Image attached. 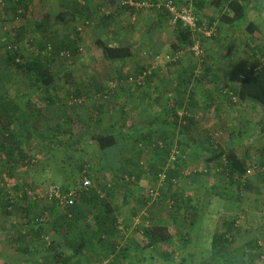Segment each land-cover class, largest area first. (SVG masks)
Instances as JSON below:
<instances>
[{
    "label": "trees",
    "instance_id": "trees-1",
    "mask_svg": "<svg viewBox=\"0 0 264 264\" xmlns=\"http://www.w3.org/2000/svg\"><path fill=\"white\" fill-rule=\"evenodd\" d=\"M99 1L97 3L94 0H64L62 5H68V9L73 11L71 17L75 20L80 18V16L81 18H86L87 22L92 24L93 32H98L93 39L90 49L96 48L100 52L101 60L104 63L125 62L135 57L136 48L133 45L121 39L113 41L112 35H108L107 32V27L110 25L108 21L112 19V16L105 15L104 10L108 8V4L114 5L118 0H106L103 5ZM138 1L156 3V0ZM173 1L189 6L192 9L194 16L197 18L199 28H202V23H205L207 28L215 26V31L211 37H201L202 50L204 41L212 42L216 37L219 30L217 20L223 24L237 26L238 23L246 19V9L248 7L244 2H250V0H213V6L221 8L214 15H209L199 11V8L205 4L203 0ZM258 1V5L255 6L256 10L264 13V0ZM33 2V0L1 1V6L5 12H11L13 18L35 19L36 21L33 29L27 30L25 27H19L15 35L9 36L6 39L3 45V62L8 68V72H21L25 75L24 77L27 78L30 86L37 92H42L48 103L54 104L56 101L66 103V101L71 102L72 100L75 106L82 105V109L80 110L82 114L80 116L77 113L79 112L77 109H80V106L74 107V115H65L62 118L63 121L57 124L53 135L48 137L38 131L37 124L28 119L19 103L15 102L8 94H5L6 92L0 91V154L4 155V161L1 157L0 160H2L4 165L7 164L8 172L6 173L5 170L3 174L5 173L10 178L16 177V165H20L23 168L32 165L36 171L40 167L42 171L48 168L56 169L55 171L62 178L61 185L58 186L54 183H47L46 185L38 183L37 185H43L44 189L48 186H56L64 193L72 191L74 203L71 206H65L61 205L56 199L35 201L25 194L24 189L31 186L29 178H27L28 180H15L13 192L15 195L21 193V196L17 197L19 205H15L13 208L21 212L23 217L20 219V227H15L9 231L3 230L6 240L1 243L2 246H6L8 243L19 245L16 251L12 252V254L21 255L14 256L16 257L14 260L17 264H102L108 258H111L113 264H120L117 262L119 258L121 264H126L123 260H128L126 252L129 250V246L120 243L126 235L117 229L119 224L118 213L121 208L130 206L132 220L143 216L144 222H148L145 227L142 226L137 231L140 233L139 236L147 241L146 245L143 244L145 245L142 247L143 250L145 251L150 247L161 249L163 245L167 244L171 236L167 223H164L165 221L160 219L157 209L159 207L163 209L165 206L167 208L168 206L173 216L177 215V219L182 218L179 215L180 209L184 205H188L191 200L189 196L185 197V193L182 194L180 190L175 193H168L166 189H174L175 187L176 189H183L184 187L179 178L183 175L185 162L189 157L194 158L196 162L199 160V158L194 156L196 155L194 154L195 148L191 147L192 143H189L190 135L186 138L184 144H181V141L176 140L175 137L178 133L182 135L187 134L188 125L196 122L195 115L190 111V106L192 108L194 104L191 102L192 95L188 98L189 101H186L187 105L183 107L182 114H178L177 112L178 109L182 108L180 106H182L184 101L172 102L173 107L170 114H168L169 111L166 109L163 112L165 115L159 117V128H156L155 131L146 132L144 136V140H146L144 145L146 147L143 150H146L147 155L150 156V161L146 162L149 168L147 172L141 167L142 162H140L142 158L141 152L144 151H138L139 149L133 151L134 148L131 145H126L124 139L116 137L115 131H111L105 135L94 133L88 137L87 134L89 133H87V129L90 128L89 131L93 130L94 120L97 123L99 122L98 117H93L95 113L92 110L100 113L102 104L108 106L112 100L111 96L115 92L114 90L118 88L125 90L140 88L156 75L164 76L165 74L161 70V66L163 65L155 67L153 63L150 66L148 62H145L136 67L138 70H133L132 73H126L123 68H120V73L118 72V75L115 73L116 77L110 82L119 86L114 89L111 87H107V89L101 88L102 86L100 87L97 83L93 87L87 86L86 83L89 81L91 83L89 85H93L95 75H92L90 80L86 78V80L83 79L82 82L78 83L73 76V71L70 70L62 75L67 86V90L64 93L58 90V88H61L62 82L60 77L57 79V74L53 72L51 65L57 59L71 62L73 58H80L83 51L80 48L78 33L62 36L61 38L63 39L55 43L51 39L47 41L45 36L47 34L46 31L50 28V23L47 21V16L45 19H42L40 16H31L29 8ZM62 5L60 6L61 8L63 7ZM248 5L250 4L248 3ZM122 7L131 12H136L130 7ZM148 11L153 13L159 11L158 13L166 15L169 22L171 21V24L175 25L176 28L173 31L175 39L172 47L169 45L170 52L168 56L170 60L166 61L164 65H176L187 52L194 57L190 49L199 33H194L193 30L184 28L180 22H173L170 14L165 9L157 10L154 7H149ZM154 26L150 25L149 30H153ZM246 30L252 38L260 39L261 33L254 24L249 23ZM30 34L33 36L31 37ZM35 34H41L43 39L41 40L37 36H34ZM104 36L106 38L103 39ZM24 41L33 46L35 52L27 56L25 54L26 47ZM211 42L210 45L212 44ZM164 47L165 45H162L161 48H158L159 51L157 50L154 58L159 56L160 51ZM178 53L180 54L178 55ZM88 59L87 64H91L89 61L93 63L91 55L88 56ZM251 59L249 65L239 63L238 73L234 75L235 77L226 81L220 75L215 74L212 66L208 65L207 58L203 60L202 57H199L198 65L196 63L191 64L192 68L188 76V85L192 81L198 85L205 78L207 82H211L213 87L219 90L222 98L228 101L235 98V101H232L230 104L233 107L253 102L264 108V54H261L257 59ZM95 64L93 63L92 66H95ZM255 68L257 70L252 71ZM130 79H133V81L131 82ZM91 89L94 91H91ZM57 91L58 93L55 94ZM81 96L85 99L83 101L77 100ZM208 99L209 101L205 102L208 105L207 108L210 107L211 102L214 106L218 105L217 100L209 94ZM89 100L92 101V105L89 108L92 115L85 117L83 107H86L87 103L83 104L82 102ZM69 104L71 105V103ZM166 114H168V117H165ZM180 120L184 124L181 128L178 127ZM78 129L79 132L75 134ZM256 133L264 134V121L256 129ZM67 135L66 140H61L63 136ZM209 135L207 134L206 136L208 140L211 139L208 138ZM31 136L36 140L35 142L39 143V155L44 158L41 161L39 160V162L32 161L33 158H31V154L27 150L24 148V151L21 150L22 147H25V138H31ZM130 139L131 136L128 137V140ZM82 142H88L89 146L90 144H94L93 147L99 152L97 159L103 158L105 160V158L110 156L108 162L105 160L107 163L106 171H110L109 173L106 172L108 179L105 177L102 183L96 180V172L91 166L81 157L78 158L76 156L77 153H84V149L79 147ZM212 142V150L208 154L203 155V162L209 165V168L214 166L220 169L216 170L214 178H217L219 181H222V178H224L227 183L233 186L236 185L239 189L243 187L246 189L251 188L252 180L250 179V175H248V171L251 169L252 173H254V165L232 145L222 147L218 142ZM135 144L138 146L139 143ZM174 145L179 151L181 158L170 161V152ZM62 151L65 152L63 153ZM122 153H128L132 159H128V162H125L124 166H122L123 168L117 169V163L112 160V157L114 154L126 156ZM100 162L102 163V161ZM256 164H258L261 170L264 169L262 167L264 166V160H261V162L257 160ZM178 168L183 169L181 171L182 174H180V169ZM117 170L122 173L120 175L121 179H119L120 182L113 184L108 180L112 179L111 174L117 176ZM259 172L258 177L261 179L260 181H264V170H262V173L261 171ZM162 173L165 174L163 180L159 177ZM198 175L200 174L195 173L193 176L186 177L185 179L197 180ZM142 176L147 178L149 183L147 191L140 188L138 184ZM127 177L132 178V180H129ZM84 178H88L91 181L92 185L89 188L84 187ZM135 189H141L144 193H136ZM150 190H153L155 194L151 195ZM237 192L239 195L237 198L240 200L241 194L239 191ZM129 193L133 195L132 200L129 198ZM118 196L121 199L117 202ZM5 201L8 200L6 199ZM10 206L11 202H6L4 213L7 215L12 214L14 210L8 211ZM184 210L186 211V209ZM193 211L194 216H190L191 222L195 221V217L198 216L199 212ZM263 214L264 211L261 215L264 221ZM184 216L185 218H182V222L185 223L188 217L186 212ZM242 233L244 231H242L239 225L238 217L223 219L220 228L212 236L210 259L217 258L218 263L220 260L223 262L222 264H237L242 259H245L243 264H264V231L260 238L254 237L239 246H235L232 252H227L229 246L237 238L240 239L244 236ZM189 238L191 236L188 233L183 235L185 243H189ZM86 251L87 257L85 261L80 262L81 257L79 255L84 257ZM22 255L25 260L22 258ZM145 260V258L138 255L136 259L130 260V262L128 260L127 264H144ZM205 264H211V261Z\"/></svg>",
    "mask_w": 264,
    "mask_h": 264
},
{
    "label": "rangeland",
    "instance_id": "rangeland-1",
    "mask_svg": "<svg viewBox=\"0 0 264 264\" xmlns=\"http://www.w3.org/2000/svg\"><path fill=\"white\" fill-rule=\"evenodd\" d=\"M1 1L0 0V91L1 92H6L5 94H8L10 97L14 99L15 102L19 103L21 107L24 109L28 119L37 124L39 128V132L42 135L51 137L53 135V132L55 128L57 127V124L61 123L63 121V117L65 115H74V107L80 106V109H77V111L80 112L82 109V105H74L71 102L66 101V103H60V102H55L54 104H50L47 102L45 95L42 92H37L33 87L30 86L29 81L27 78H25L21 72H8V68L6 67L5 63L3 62V45L6 39L9 36L15 35L17 33L19 27H25L27 30L33 29L35 26V19H22V18H13L12 13L8 12L6 13L4 8L1 6ZM5 1V0H3ZM34 2L30 5L29 8V13H31V16L36 17L40 16L42 19L47 16V21L50 23V28L46 31V40L51 39L52 42H58L62 36L66 35H72V34H77V36L80 39V48L82 49L83 52L80 58H73L71 62L67 60L60 61V59H57L55 62L52 63L51 68L55 74H57V79L60 77V80L62 82L61 88H58V90L62 91L65 93L67 90L66 82L64 81L62 75L65 72H68L70 70L73 71V76L75 79H84L90 80L91 76L97 74H102L105 71L102 69V61L100 52L94 48L90 49L93 39L97 33L93 32L94 29L92 27V24H89L87 22V19L84 17L74 19L72 16L73 11L68 9V5L63 6L62 3L64 0H33ZM68 1V0H66ZM70 4V3H69ZM63 6L62 8L60 6ZM72 5V4H70ZM108 8L104 10L105 15H110L112 16V19H110L109 26H112L114 24H119L124 23L126 27L131 29L133 26L135 27H141L142 28V34L144 35L142 37L141 35V44H142V49H138L139 51L137 52L138 54L145 55L148 59H152L146 61L148 64L151 66L153 63V66L159 67V65H163L168 61L167 56L169 54L168 51H160L159 56L162 59V63L156 62L154 55L157 53V50L154 51L155 45L153 47H150L151 44L155 43L156 40H160V42H163L164 40H169L171 35L173 36L172 31L176 30V28L171 27V21L170 23L166 21L167 16L158 13V12H151L148 11L147 9H143L139 12H131L129 10L123 9V7L115 2L114 5L108 4ZM116 5L122 8V11L119 12L116 10ZM182 5V4H179ZM256 6V5H255ZM249 11L248 14L250 13L253 14V10L256 11V7L250 8L249 5H247ZM124 11L126 13H124ZM259 12V11H257ZM260 15H262L261 12H259ZM61 14V15H59ZM29 15V14H28ZM117 15V16H115ZM158 16L163 17V21H165V24H167L168 28L163 30H157L155 29L156 26H154L153 30H149L150 25H155V19ZM261 21L264 19L260 17ZM40 20V19H39ZM246 20V19H245ZM264 22V21H263ZM262 22V23H263ZM157 25V23H156ZM160 26V25H159ZM170 26V28H169ZM114 27V26H113ZM163 28V27H161ZM169 31H171L169 33ZM146 32L148 33L146 35ZM239 32L241 34H244L242 37L240 44H238L237 40L233 38L231 41H225L223 42L222 49L219 51L216 50V47H214L213 52L215 53V57L218 58L220 56V59L223 60L225 57V60L230 61L233 63L236 73H238L239 68L238 65L239 63L244 62L245 65H249L251 62V58L257 59L260 57L261 54H264V45L263 44H255V41L253 40L248 32L245 31L241 32V29H239ZM31 37L33 36L30 34ZM34 36H37L41 40L43 39V36L35 34ZM41 36V37H40ZM106 38V37H103ZM130 41L135 44V47H137V43H139L136 40L133 42V36L130 37ZM65 39V38H64ZM208 41H204L203 44V50H202V58L205 60L208 55V51L211 50ZM26 50L25 54L28 56L30 53L35 52L33 49V46L29 45L24 41ZM133 44V45H134ZM255 44V45H254ZM166 46V45H165ZM169 48V47H168ZM253 52H252V51ZM144 51V52H143ZM159 51V50H158ZM91 55L95 61V66H92L93 63L92 61L91 64H87L86 60L88 59V56ZM207 55V56H206ZM183 58L191 59L190 62L196 63L198 65L199 63V58H195L191 56L188 52L187 54H184ZM89 60V59H88ZM208 60V58H207ZM209 62V60H208ZM225 62V61H224ZM126 65L123 66L124 71L126 73H132L133 71V59H128L126 62ZM156 64V65H155ZM136 66V64H135ZM234 71V70H233ZM8 72V73H7ZM234 74V75H235ZM231 75V74H230ZM232 75V77H235ZM111 75H109L110 77ZM81 81V80H79ZM112 82V81H110ZM108 82L107 85L104 87V89H107V87L111 88H116L119 86H116L112 83ZM79 83V82H78ZM204 83V86L207 87L208 85L213 86L211 82H207L206 79H203L202 84ZM119 89V88H118ZM215 89V88H214ZM59 91V93H60ZM214 96L215 100H217V103L220 104V106H230L232 103V99L229 101L222 98V94H218L217 92H214L213 90L210 91ZM58 91L55 93L57 94ZM83 96L80 97V101H83ZM55 100V99H54ZM209 101V100H208ZM77 102V101H75ZM230 102V103H229ZM71 103V105L69 104ZM89 104L87 101L82 102ZM249 103V102H247ZM86 104V105H87ZM104 105V104H102ZM89 106V105H88ZM87 106V107H88ZM143 106H145L143 104ZM103 107V106H101ZM237 107H234V109ZM83 109L85 110L86 107L84 106ZM183 112H181L182 114ZM108 114V115H107ZM143 116V115H142ZM93 117H98L99 122L97 123L94 119L95 124L93 125L91 131L90 128L87 129V136L89 137L90 135L96 133V134H106V130L103 128L101 129L100 127L102 126H107L111 124L112 122L115 121V119L119 117H123V121L130 122L131 117L126 116L125 118L124 115L118 114V113H109L107 110H103V108L100 110V113L94 114ZM240 119L244 118L242 115H239ZM209 121V120H208ZM244 122V121H243ZM87 123V122H86ZM241 123V122H240ZM238 122V117L237 116H232L231 118V131L232 133L239 134L236 138L239 140L238 142H243L244 141V136L245 132L249 130L251 126L254 124L247 123L246 121L242 123V125ZM182 120L179 122L178 127H182ZM157 128V127H155ZM159 128V127H158ZM179 128V130H180ZM78 131L75 132L77 134ZM178 133V132H177ZM224 133V132H223ZM207 134H210L208 138H211L210 140H205L207 144L212 147L213 142L212 141H223L225 139V136L227 134L222 135V133L219 132V130H211L207 131L205 133L204 138L207 136ZM178 138L184 140L181 144H184L186 142V134H177ZM67 136H63L61 140H66ZM255 139H257V143H254L250 146L248 144H240L238 145V148L244 150L247 154L245 157H247L248 161L254 165V173L250 174V179L252 180L251 188L246 189L245 187L243 188H238L236 185H232L226 182L224 178H222V181L217 180V178H214V173H216V170H220L219 168H215L214 166L209 168V165H206L205 162H202L201 160L195 161L194 158L189 157L187 161L185 162L184 166V171L183 175H181L180 182L182 186L184 187L183 189H166L168 190V193H175L180 190L182 194L186 193V196H189L191 200L189 201L188 205H184L183 208L181 207L180 209V216L182 218H185L184 214L185 212L187 213V222H182V218L177 219V215L173 216L172 212L170 209H168V206L166 208L163 207L158 210V215L161 220L165 221L164 223H167L168 229L170 232V240L167 242V244L163 245L161 249L158 247L153 248L150 247L149 249H146L145 251L143 250V246L147 244V241L143 239L142 237L139 236L140 233L139 229L143 226L145 227L148 222H144L143 216L137 217L136 219L131 218L130 215V206H125L120 209L118 213V230L121 233H125L124 239L121 240L120 243L124 245L129 246V250L126 252L127 258L130 262V260L136 259L139 255V257L145 258L144 264H205L209 263L211 261V264H222L219 260V263L217 261V258H212L210 259V254L212 251L211 248V240L212 236L215 233L217 229L220 228V224L223 219H231L233 217H238L239 219V225L242 228V235H244L242 238H237L232 245L229 246V250L227 251L228 253L232 252V249H234L235 246H239L242 243H245L246 241H249L250 239L254 237L260 238L263 234L264 230V221L261 218V215L264 211V181H260L261 179L258 177L259 171L264 169H260L257 163V160L261 162L259 159L261 154L263 153L264 150V138L262 137L259 139L258 136H254ZM254 139V140H255ZM132 140V139H131ZM36 140L34 138H25V147H22L21 150L24 151L27 150L29 154H31L32 161H41L42 158L39 154V143L35 142ZM146 141V140H145ZM237 141V140H236ZM133 142H135L133 140ZM21 143V142H20ZM256 144L258 147H256ZM263 145V146H262ZM94 144H88V142H82L79 147L84 149V153H77L76 156L79 158L81 157L84 161H86L89 166L96 172V176L99 182H103L105 180L104 178L108 179V176H106V172L109 173L110 171H106V163L100 162L99 159L96 160L97 154L99 153L98 150H96L95 147H93ZM134 149L133 151L139 149L138 151H144L141 152L142 158L141 161L142 165L141 167L145 169L147 172L149 171V168L146 164L148 162V159L150 158L149 155H147L146 150H143L146 146L144 145V142L141 143L140 145L136 146V144L131 145ZM24 148V149H23ZM207 145L205 146V154L208 153V151H211L208 149ZM176 149L175 145L172 147L171 150ZM208 150V151H207ZM63 153L65 151H62ZM241 152V151H240ZM252 152L253 154L248 156V154ZM241 152V154H243ZM261 153V154H260ZM125 155H128V153H123ZM2 160L4 161V155L0 154ZM244 155V154H243ZM179 158V157H178ZM0 160V199L1 200V205L5 207L6 202H11V206L8 208V211L13 210L15 205H19L17 201V197H19V194H14L13 192V187L15 184V180H26L29 178V184L31 185L29 188L35 189V188H41L44 189L43 185H37L38 183L42 184H47V183H54L56 185H61L62 184V178L60 177L61 175L56 172V169H45L42 171V168H38L36 171L35 168L32 165H29L28 167L23 168L20 165H16V177L15 178H10L9 176L3 174V172L6 170V173L8 172L7 169V164L4 165V163ZM99 160V162H98ZM2 162V163H1ZM256 162V163H255ZM49 165V164H47ZM46 165V166H47ZM43 167V166H42ZM49 167V166H48ZM264 167V166H262ZM142 169V170H143ZM180 169V168H179ZM144 171V170H143ZM206 171V172H204ZM200 174L197 176V180H188L185 179L186 177L193 176L194 174ZM111 174V173H110ZM180 175V174H179ZM186 175V176H184ZM112 179L108 180L109 182H112L113 184H116L119 181L120 176L119 174L117 176H113L111 174ZM128 178V177H127ZM129 180H132V178H128ZM28 180V179H27ZM107 181V182H108ZM138 184L140 188H143V190H148V182L146 179H143V176L139 179ZM134 190V189H133ZM136 193H144L141 189H135ZM237 191L240 192V200L237 198L239 196ZM167 192V191H166ZM179 192V193H180ZM130 195V200H132V193H129ZM185 195V194H184ZM185 196V197H186ZM8 201H5V200ZM121 198L117 199V202ZM165 208V209H164ZM186 209V211L184 210ZM193 210H196L198 212V216L195 217V221L191 222V217L194 216L192 212ZM185 211V212H184ZM191 216V217H190ZM196 216V215H195ZM145 218V217H144ZM197 218V219H196ZM182 222V223H181ZM16 225L15 227H20V222L17 221L15 222ZM2 224L0 226V264H7L8 259H2L1 256L3 255V247L2 242L6 240V237L4 236V229L7 230L8 226H4V223L2 221ZM127 225V226H126ZM4 227V228H3ZM3 228V229H2ZM244 228V230H243ZM189 234L191 238H189V243H185L183 240V235ZM239 239V240H238ZM261 241V239H260ZM263 242V241H261ZM145 244V245H143ZM264 245V242H263ZM8 249L11 251H16L17 246L19 245L16 244H9L6 245ZM148 247V246H147ZM81 257V261H85L87 257V251L84 254V257L79 255ZM22 258L25 260V258L22 256ZM14 259V258H13ZM128 260H123L124 263L127 264ZM216 260V262H215ZM245 259H242L241 261L239 260L237 264H243ZM121 264L120 258L118 261ZM8 264H12L9 262ZM100 264V263H96ZM102 264H113L111 261V258H108L107 260L104 261ZM115 264V263H114Z\"/></svg>",
    "mask_w": 264,
    "mask_h": 264
},
{
    "label": "crops",
    "instance_id": "crops-1",
    "mask_svg": "<svg viewBox=\"0 0 264 264\" xmlns=\"http://www.w3.org/2000/svg\"><path fill=\"white\" fill-rule=\"evenodd\" d=\"M98 3V0H94ZM204 1V6L199 8L200 12H203L204 14H209V15H214L216 12H219V9L221 7L215 8L212 4L213 0H203ZM222 1V0H221ZM101 3V5L104 4V2H106V0H100L99 1ZM118 2L116 1V4ZM248 3L250 4L249 7L255 9V5L257 6L259 1L258 0H250V2H244V4L247 6ZM222 5V3H221ZM110 7V5H109ZM116 10H118L119 12L122 11V8L119 7L118 5H116ZM124 9V8H123ZM126 10V9H125ZM249 9H246V20L245 21H241L240 23H238L237 26L234 25H228V24H223L221 23L219 20H217L218 24H219V30L218 33L216 35V37L213 39V41L211 42V50L208 51L207 55H208V60L207 63L208 65H211L213 68V71L215 72L216 75H220L222 78H224V80H229L232 79V75L235 74L236 69L233 65V63H231L228 60H225V58L223 60L220 59V56L218 58L215 57V53L213 52L214 47H216V50H220L222 49V43L225 41H231L233 38H235L238 42V44H240V41L242 39V37L244 36V34H241L239 32V29H241V32L246 30V27L249 23L254 24V26L258 27V31L261 33L260 35V39H253L255 41V44H263L264 45V20L260 22L262 17L264 19V13H262L259 10H253V14L250 15V13L248 14ZM262 13V15H260L259 12ZM124 13H126L124 11ZM117 16V15H115ZM118 18V16H117ZM167 19V18H166ZM166 21L169 22V20L167 19ZM263 22V23H262ZM155 23H157V26L155 29L157 30H163L168 28L167 24H165V21H163V17L162 16H158L155 19ZM161 23V24H160ZM170 23V22H169ZM119 24H114L112 26H108L107 27V32L108 35H112V40L116 41L118 39H121L123 41H127L129 44L133 45L134 43H132V41H130V37L133 36V42L136 40L139 42L137 43V47H135V44L133 45L135 48H138L139 50L142 49V44L140 42L141 40V35L142 37L144 36L142 34V28L141 27H135L133 26L131 29L127 28L126 25L124 23H120ZM160 25V26H159ZM171 27L175 28V25L170 24ZM114 26V27H113ZM163 27V28H161ZM170 28V26H169ZM256 31V32H258ZM171 31H169L170 33ZM173 36L171 35L169 40H164L163 42H160V40H156L155 43L151 44L150 47H153L155 45V50H157L158 48H161L162 45H166L163 51H169V45H171L170 47H172V43L174 42L175 39V33L172 31ZM98 34V32H97ZM245 35H248L245 33ZM105 37V36H104ZM104 39V38H103ZM210 45V43H208ZM254 44V45H255ZM138 49H136V56L133 57V70H138V66H140L142 63H145L146 61L150 60V62L152 61V59H148L145 55H143L144 53H142V55L138 54L137 52L139 51ZM159 50V49H158ZM144 52V51H143ZM139 53H141L139 51ZM206 55V56H207ZM191 60V59H190ZM189 59L187 58H183L181 61H179L176 65H171V64H167L165 66H161V70L162 72H164V76H160V75H156L153 79H149L148 83H145L144 86L142 87H137V88H133L132 90H125V89H116L114 90L115 92L112 94L111 96V101L109 102L108 106H104L103 110H107L109 113H118L121 115H124L125 118H127L126 116H131V121L130 122H126L123 121V117H119L117 119H115L114 122H112L111 124L107 125V126H101V129H105L106 133H109L111 131H115L116 133V137H121V139H124L126 141V145H134L135 143H139L138 145H140L141 143H145V134L147 131H155V127L158 128L159 126V121L160 118L162 117L164 110L167 109L168 114H170L172 107H173V103L176 101H184L181 109H178V114H181V112L183 111V107H186L187 102L189 101V97L191 96V102H193L194 104L192 105V108L190 106V111L192 114L195 115L196 117V122H192L191 124L188 125L187 127V134H186V138L190 135V142L191 147H194V155L195 157L199 158V160H201L203 162V155L205 154V146L207 145V147H209V150H212V147H210L209 144H207L205 142V140L208 141V139L205 136V133L207 131H211L213 129L215 130H219L220 133H222L223 137L225 134H227L225 136V139L223 141H216L218 142V144H220L222 147H228L229 145H232V147L237 148L239 151H241L243 153L244 150L238 148V145L240 144H248V146L257 143V139L254 138V136H258L259 139H261L262 137L264 138V134H259L256 133V129L262 124V122L264 121V108H261L260 106H258L255 103H243L241 105H237L234 109V107H230V106H220V104L214 106L213 103L211 102L210 107H208V105L205 104L206 101H208V94L210 96H214L210 91H214L217 92L218 94L220 93L219 90L217 88L214 89V87L210 85H208L207 87L204 86V83H200L198 85L195 84L194 81H192L189 85H188V76H189V72L192 68L191 64L192 61L190 62ZM127 61V60H126ZM125 61V62H126ZM225 61V62H224ZM86 62H88L86 60ZM90 62V61H89ZM103 62V61H102ZM125 62H112V63H102V69L105 71V73L103 72L102 74H97V76H95V82L93 83V85H89L91 84L90 81L88 83H86L87 86H94L95 83H97L101 88L105 87L107 85L108 82L112 81L116 76V74L118 75V72L120 73V70L122 68H124L123 66L126 65ZM93 63L95 64V61L93 59ZM244 62L241 61L240 64H242ZM135 64L137 66H135ZM121 68V69H120ZM239 68V65H238ZM112 69L110 72L109 70ZM124 70V69H123ZM234 70V71H233ZM160 71V70H159ZM116 73V74H115ZM231 74V75H230ZM109 75H111L109 77ZM98 77V79H96ZM205 79V78H204ZM76 82H82V79H75ZM81 80V81H79ZM93 82V81H91ZM196 85V86H195ZM94 89V88H92ZM91 91H94L92 90ZM188 100V101H187ZM187 101V102H186ZM89 104L86 105V109L84 110V114L86 115L85 117H88V115H92V112L98 114V112H95L92 110L89 111V108L91 107L90 105L92 101H87ZM173 102V103H172ZM209 103V102H208ZM143 104L145 106H143ZM89 105V106H88ZM88 106V107H87ZM178 107V108H180ZM78 115L81 116V112H77ZM166 114L165 117H168ZM108 115V114H107ZM143 115V116H142ZM239 115H242L244 118L240 119ZM232 116H237L238 117V122L242 125V123H244L245 121L249 124L253 123L254 125L251 126L249 128L248 131L245 132V136H244V141L243 142H238L239 140L237 139L239 136V134H235L232 133L231 131V118ZM170 117V116H169ZM194 120V119H193ZM209 120V121H208ZM244 121V122H243ZM224 132V133H223ZM131 136V139L128 140V137ZM176 140H180L181 143L185 141V139L183 140L182 137L181 139L178 138V135H175ZM237 137V138H236ZM255 139V140H254ZM133 140L135 142H133ZM237 140V141H236ZM209 142V141H208ZM215 143V142H214ZM263 146V145H262ZM256 147L257 144H256ZM264 148V146H263ZM208 151V150H207ZM263 153L261 154L262 156H260V160H264V150ZM209 153V151H208ZM207 153V154H208ZM123 154V153H122ZM244 156L247 154L246 152L243 153ZM253 153L250 152L248 154V156L252 155ZM127 156V157H126ZM113 155L112 160L116 161L117 165L116 168L119 169L120 167L124 166V163L128 162V159H132V157L128 154V155ZM108 157V156H107ZM121 158V159H120ZM97 160V158H96ZM100 161L106 163L105 160H107V162L110 160V156L108 158H105V160L103 158H99ZM150 161V159H148ZM109 164V163H108ZM107 165V163H106ZM126 166V165H125ZM123 168V167H122ZM183 168V167H181ZM179 169V168H178ZM181 171H183V169H180V174ZM186 171V170H184ZM119 176L122 174L121 172H118L116 175ZM143 179H146L145 177H143ZM196 180V179H194ZM148 182V181H147ZM186 196V193L185 195ZM118 198H120V196H118ZM1 200L0 199V223H4V226L6 227V225L8 226V231L13 229L14 226L16 225L15 222L19 221L20 219L23 217V214L21 212L16 211V209H14L12 211V214H5V208L3 206V204L1 205ZM2 224H0L1 226ZM264 231V230H263ZM13 251H9L7 246H4V251H3V255L1 256L2 259H8V263L11 262L12 260H14L19 254H12ZM16 255V257H14ZM21 256V255H19ZM23 256V255H22ZM14 258V259H13ZM7 263V264H8ZM13 264H17V262L14 260L12 261Z\"/></svg>",
    "mask_w": 264,
    "mask_h": 264
},
{
    "label": "built area",
    "instance_id": "built-area-1",
    "mask_svg": "<svg viewBox=\"0 0 264 264\" xmlns=\"http://www.w3.org/2000/svg\"><path fill=\"white\" fill-rule=\"evenodd\" d=\"M118 3L121 6H127L134 9L136 12H139L143 9L154 7L157 10L165 9L170 14L173 22H180L184 28H189L193 30L194 33H199L197 37L194 39L193 45L191 47V51L194 54L195 58H201L202 53V46L200 43L201 37L205 36L207 38L211 37L215 31V26H211L209 28L206 27L205 23H202V28H199L197 23V18L194 16L192 9L189 6L179 5L176 1L173 0H156V3H151L150 1H138V0H118ZM180 53H178L179 55ZM167 59L170 60L169 56ZM156 62L162 63V59L160 56L155 57ZM257 68L252 69V71H256ZM132 82L133 79H130ZM232 101H235V98H232ZM181 158L179 151L177 149H173L170 152V161H174L177 158ZM252 173V170L249 169L248 175ZM160 179L163 180L165 178V174L162 173ZM83 185L85 188H89L92 183L88 178H84ZM25 194L29 196L31 199L35 201H45L50 199H56L61 205L71 206L73 205V192H62L56 186H48L45 189L41 188H26ZM150 194H155L153 190L149 191ZM21 196V193H18ZM264 219V214H263Z\"/></svg>",
    "mask_w": 264,
    "mask_h": 264
}]
</instances>
